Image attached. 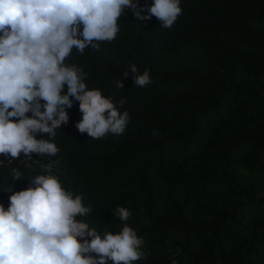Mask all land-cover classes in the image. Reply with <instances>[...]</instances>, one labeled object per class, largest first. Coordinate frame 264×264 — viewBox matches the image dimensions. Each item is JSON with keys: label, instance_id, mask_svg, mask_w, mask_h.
<instances>
[{"label": "trees", "instance_id": "16d2710c", "mask_svg": "<svg viewBox=\"0 0 264 264\" xmlns=\"http://www.w3.org/2000/svg\"><path fill=\"white\" fill-rule=\"evenodd\" d=\"M180 6L171 29L127 10L115 40L83 55L73 49L66 63L88 73L89 89L118 106L125 99L127 128L100 140L81 134L74 101L57 129V156L0 167V203L7 209L5 186L26 189L44 163L83 195L92 211L80 219L99 232H119L113 213L131 211L126 223L146 255L135 264H264V0ZM132 64L150 70L149 85L124 76ZM13 167L23 180L12 181Z\"/></svg>", "mask_w": 264, "mask_h": 264}, {"label": "clouds", "instance_id": "9594fccd", "mask_svg": "<svg viewBox=\"0 0 264 264\" xmlns=\"http://www.w3.org/2000/svg\"><path fill=\"white\" fill-rule=\"evenodd\" d=\"M180 4L0 0V167L32 161L33 153L57 156V129L69 123L67 110L74 101L82 114L75 125L81 134L94 140L123 135L130 119L119 110L125 99L118 106L101 89H89L88 73L66 60L73 49L83 55L86 48L98 51L102 43L115 40L127 10L140 20L155 17L162 28L171 29L182 14ZM129 73L135 87L152 82L149 69L139 74L132 64L124 76ZM116 84L123 87L119 80ZM38 167L40 173L29 177L26 189L15 191L8 184L2 191L11 194L7 209L0 203V264H135L146 258L143 239L126 223L132 216L129 209L118 207L113 213L124 223L119 232L101 233L80 219L92 211L83 195L65 188L50 165ZM20 169H10L12 181L24 179Z\"/></svg>", "mask_w": 264, "mask_h": 264}]
</instances>
